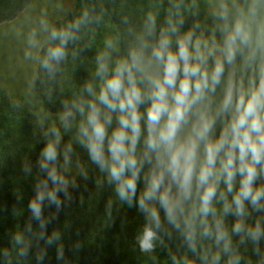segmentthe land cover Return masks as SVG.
<instances>
[{"label":"clouds","instance_id":"1","mask_svg":"<svg viewBox=\"0 0 264 264\" xmlns=\"http://www.w3.org/2000/svg\"><path fill=\"white\" fill-rule=\"evenodd\" d=\"M182 6L183 0H173L159 30L156 13L147 12L126 54H120L119 37L105 39L93 79L71 101H62L58 119L65 132L76 128V142L106 175L118 199L144 216L136 236L142 253L164 244L161 233L172 238L166 222L186 248L179 256L170 253L172 264H241L239 245L249 242L257 264H264V0L244 5L218 0L212 15L221 23L209 37L198 32V23L181 31ZM98 20L87 10L60 28L40 19L47 36L42 44L35 28L28 33L25 59L37 60L54 79L68 57L69 42L80 39L82 26ZM226 65L232 70L213 110L212 97ZM43 135L38 167L46 179L36 184L28 206L41 229L45 200L59 208L58 193L67 197L70 181L63 172L73 154L71 143L60 152L62 133L55 123ZM26 231H32L31 224ZM43 238L41 233L38 239ZM58 239L53 233L46 243ZM12 243L18 258L28 257L31 241L23 233L16 232ZM3 256L5 264H12L7 250Z\"/></svg>","mask_w":264,"mask_h":264},{"label":"trees","instance_id":"2","mask_svg":"<svg viewBox=\"0 0 264 264\" xmlns=\"http://www.w3.org/2000/svg\"><path fill=\"white\" fill-rule=\"evenodd\" d=\"M32 0H0V24L16 19ZM173 0H73L69 9L50 25L60 28L79 18L87 10L92 17H99L87 26H82L80 39L68 44V57L61 63L54 79L48 77L37 61L33 90L43 107L51 113L63 111L62 101H71L84 86L93 79L95 57L103 49L104 40L119 37L120 54H126L127 46L134 35L142 31L146 13L157 15V30L164 24ZM232 0H228L231 4ZM244 5L250 0H237ZM218 0H183L181 12L185 23L181 31L199 24L198 32L211 36L217 24L221 23L213 15V6ZM216 39L220 40L219 33ZM76 53L73 57V53ZM39 55H43V50ZM240 57L235 65L236 76L240 77ZM211 64V61H210ZM232 69L225 66V77L217 87L213 99V110L223 95L224 82ZM64 145L71 143V162H79L78 172L69 184L67 197L58 193L61 205L57 208L45 200L42 216L45 227L32 219L30 200L35 197L36 184L46 179L39 170L38 161L45 143L44 130L39 117L27 106L10 97L0 87V264H5L4 250L10 253L12 264H172L171 254L181 255L186 251L179 235L165 222V228L172 231V238L163 236L164 244L157 243L153 253H142L136 241L137 234L145 223L144 216L136 207H128L121 202L114 187L106 182L89 157L86 149L75 140L76 128L65 132L62 125ZM220 125L217 124L216 133ZM83 171L84 175L81 174ZM51 187V182H49ZM138 184V192L142 188ZM219 207V206H218ZM163 221L164 214L161 211ZM232 217L227 218L229 229ZM31 224L32 231H26ZM21 232L31 241L27 258H18L12 236ZM43 233L44 238L38 239ZM53 233L59 239L51 245L46 240ZM238 237H233L238 242ZM62 250V255L58 252ZM264 250V241H261ZM241 264H257L258 257L252 251L251 243L239 245ZM42 259L37 260V254ZM190 255V254H189ZM223 264V261H222Z\"/></svg>","mask_w":264,"mask_h":264},{"label":"rangeland","instance_id":"3","mask_svg":"<svg viewBox=\"0 0 264 264\" xmlns=\"http://www.w3.org/2000/svg\"><path fill=\"white\" fill-rule=\"evenodd\" d=\"M72 1L32 0L16 19L0 24V87L4 88L11 98L27 106L40 121L43 116L48 115L42 125L44 131L53 123L59 126V114L46 110L33 90L37 60L25 59L24 54L28 50L27 36L35 28L36 38L43 44L47 33L41 32L40 19H45L51 24L69 9ZM31 51L36 53L35 49ZM60 163H63L62 155ZM78 169L77 163L71 162L69 170L63 172V175L71 183Z\"/></svg>","mask_w":264,"mask_h":264}]
</instances>
